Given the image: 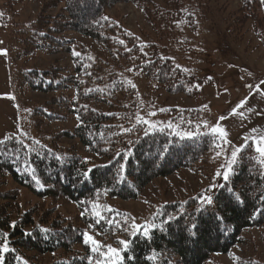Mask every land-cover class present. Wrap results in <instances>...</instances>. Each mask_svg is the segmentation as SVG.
Masks as SVG:
<instances>
[{"label": "trees", "instance_id": "obj_1", "mask_svg": "<svg viewBox=\"0 0 264 264\" xmlns=\"http://www.w3.org/2000/svg\"><path fill=\"white\" fill-rule=\"evenodd\" d=\"M196 1L50 0L42 5V12L63 3L52 19L39 14L21 24L12 19L16 0H10L7 12L15 22L11 25L12 20L0 15V29L8 31L9 50H14L18 59L40 52L72 53L71 41L60 35L75 32L107 46L109 56L133 59L132 70L144 76L148 88L156 85L158 90L169 94L199 99V86L211 83L210 79L187 72L172 57L160 53L156 43H149L145 52L138 37L115 24L108 14L117 3L132 4L163 41L166 33L173 32L179 23L195 30ZM240 3L238 24L252 20L264 45L262 0H240ZM77 52L79 56L72 53L74 66L68 77H59L54 68L40 71L19 67L15 75L11 72V86L20 94L24 83L43 92L71 90L72 99L55 97L52 101L74 114L77 120L74 131L63 135L77 137L87 151L105 161L91 165L78 154L61 155L27 132L10 133L0 140V185L10 178L39 197L67 201L78 211L74 220L62 224L64 217L52 216L54 205L23 209L17 202V191L0 194L5 201L0 206V233L7 234L6 242L11 250L3 254L5 264H38L29 252L58 254L50 264H99L100 261L112 264L110 259L91 251L93 245L85 243L86 234L99 242L100 252H107L108 246L114 245L113 248L120 250L122 264H205L212 254H229L243 243L242 234L250 229L261 230L264 242V213H261L264 157L256 152L251 140L240 148L229 180H224L215 190L211 205L201 203V192L185 201L164 203L149 219V236L143 234L144 226L128 234L130 214L111 205L109 200H136L155 178L166 177L179 169L202 171L207 166L197 167V163L214 157L221 149V139L202 132V113L198 108L168 111L175 115L174 119H180L181 127L197 133L192 138L179 137L167 129L148 132L146 124L136 120L141 104L134 77L127 79L108 70L110 62L105 58ZM94 104L105 105L107 109ZM43 114L50 118L46 109ZM22 120L26 125L27 120L21 118V123ZM94 205L98 207L94 209ZM97 211L100 217L95 215ZM192 224L196 225L195 229L191 228ZM124 236L127 247L118 239ZM253 247L258 249L257 242ZM236 264H264V261L258 252L248 261Z\"/></svg>", "mask_w": 264, "mask_h": 264}, {"label": "rangeland", "instance_id": "obj_2", "mask_svg": "<svg viewBox=\"0 0 264 264\" xmlns=\"http://www.w3.org/2000/svg\"><path fill=\"white\" fill-rule=\"evenodd\" d=\"M9 1L0 0L1 17L6 20L15 19L16 23L21 24L28 23L39 14H43L50 20L63 5L61 3L58 7L48 8L42 12V5L50 0H16L13 16L7 12L6 5ZM195 5L197 8L195 30L190 29L185 23H179L173 32L166 33L163 41H160L157 33L146 22L140 10L132 4L117 3L108 10V14L115 24L124 26L138 37L145 52H148L149 43H156L160 53L172 57L178 66L187 72L210 79L211 83H203L199 86L201 93L199 99H193L184 94H169L164 90H158L156 85L148 88L144 76L132 70L133 59L130 60V58L120 55L109 56L107 46L98 44L75 32H67L60 36L71 41L72 53L88 52L91 56L105 58L110 62L108 70H114L115 73L127 79L134 77L141 104V108L137 110L136 120L142 122L137 119V117H142L156 125L153 128L146 124L148 132L167 129L172 134L179 133V137L188 138L184 136V133L191 131L181 127L180 119H174L175 115L168 111L171 108L177 109V111L184 108H198L202 113L200 120L204 126L202 132L210 133L212 127L218 126L220 119L229 115L239 105L247 92L250 93L264 81V45L256 35L252 20L244 22V25L238 24V19L241 17L240 0H197ZM262 12L264 14V4ZM13 22L15 21L12 20L11 25ZM5 37L9 46L8 31L0 29V38ZM72 53L65 51L40 52L29 56L30 58L26 56L24 59H18L15 57L14 50L10 49L9 56L7 53L5 59L12 75L18 72L19 67L37 68L40 71L54 68L59 77H68L74 66ZM23 86L21 94L16 93L13 89L18 100L21 118L27 120L26 125L22 120L19 133H29L33 138L42 141L43 144L55 149L61 155L78 154L89 161L91 165L101 164L105 161L95 153L87 151L77 137L70 138L63 135L65 132L71 134L74 131L77 120L74 114L60 108L57 103H52V101L55 97L72 99L74 94L71 90L43 92L34 90L25 83ZM96 106L107 109L105 105ZM45 109L50 114V118L43 114ZM56 116L58 118H55ZM191 133L193 136L197 134ZM219 137L221 139V149L217 152L219 155L215 153L208 162L197 163V167L207 166V168L201 169L202 171L195 168L179 169L166 177L155 178L142 189L136 200H109L111 205H116L117 208L130 214L131 222L128 234H133L143 226H147L150 217L164 203L185 201L188 197L199 192L202 193L200 198L213 196L215 190L224 181L223 175L217 176L216 173L226 171L231 160V152L234 149H240L226 135ZM7 191H17V202L23 209L30 206L44 209L54 205V211L51 207L52 216L64 217L61 218L64 221V223L61 221L62 224H66L68 220H74L77 216L78 211L75 205L61 199L39 197L27 186L17 184L10 178L5 184L0 185L1 195ZM3 204L5 201L0 198V206ZM133 225L140 227L137 229ZM260 233L259 229L245 230L242 234L243 243L235 246L229 254H212L205 264H236L248 261L258 252L264 261V242ZM118 239L127 241L125 236ZM254 242H257L258 245L256 250L253 247ZM28 255L38 264H50L58 256V254L45 255L32 252H29Z\"/></svg>", "mask_w": 264, "mask_h": 264}, {"label": "crops", "instance_id": "obj_3", "mask_svg": "<svg viewBox=\"0 0 264 264\" xmlns=\"http://www.w3.org/2000/svg\"><path fill=\"white\" fill-rule=\"evenodd\" d=\"M262 2L264 4V0ZM5 52L9 56L6 37L0 38V140L10 133L18 134L21 127L20 109L11 86V73L5 59L7 56ZM257 86L250 93L247 92L249 94L246 93L244 99L241 100L244 103L243 108L240 102L217 124L225 130L226 136L240 148L250 140L257 147V140L264 135V83Z\"/></svg>", "mask_w": 264, "mask_h": 264}, {"label": "snow or ice", "instance_id": "obj_4", "mask_svg": "<svg viewBox=\"0 0 264 264\" xmlns=\"http://www.w3.org/2000/svg\"><path fill=\"white\" fill-rule=\"evenodd\" d=\"M0 15H2V13H0ZM5 54H6V52H5ZM75 55L79 56L80 53L77 52V53H75ZM129 83H131V81H129ZM262 83H264V81H262ZM133 87H135V85H133ZM243 107H244V103L241 102V108H243ZM240 114L242 115V113H240ZM153 115H155V113H153ZM137 119L141 120L144 124L150 125L153 128L156 127V125L152 124L151 121L144 120L142 117H137ZM169 126L171 127V125H169ZM125 131L128 132V131H131V129H125ZM210 133L212 135H219L221 137L226 135L225 130L223 128H221L220 126L212 127L210 129ZM177 135H179V133H177ZM184 136L188 137V138H192L193 137V133L185 132ZM245 139H247V137H245ZM37 143H39V142H37ZM218 147H219V145H218ZM240 150L241 149L237 148V149H234L231 152V160L228 163L227 170L224 171L223 173L217 172L216 173L217 176H220L222 174L223 175V179L225 181L229 180L230 173L233 171V165L237 161L238 151H240ZM256 152L259 153L262 157H264V135L260 136L259 139L257 140ZM217 154L219 155V153H217ZM83 175L87 176L88 173H84ZM200 199H201V203H205V204H208V205H211L213 203L212 197H210V196H204V197H202ZM93 207L95 209L98 206L94 205ZM261 213H264V209H261ZM95 215L97 217H100L101 213L97 211V212H95ZM222 219L223 218L218 217V221H222ZM13 227H14V225H13ZM133 227L138 229L140 226L133 225ZM191 228L195 229L196 225L192 224ZM143 234L145 236H149L148 226L144 227V233ZM86 235H87V239H86L85 243L90 242L93 245V247L91 248V251L93 253H99L100 255L110 259L112 261V264H122V259L123 258L120 255V250H118L116 248H113L111 246H108L107 252H100L99 242L92 235H88V234H86ZM0 237L4 238L3 240H0V264H5L4 255L3 254L4 253H8L11 250H10V248H9L7 242H6L7 234L6 233H0ZM120 243L123 244L125 247L128 246V242L127 241H120ZM113 258H115V259H113ZM99 264H105V262L104 261H100Z\"/></svg>", "mask_w": 264, "mask_h": 264}]
</instances>
